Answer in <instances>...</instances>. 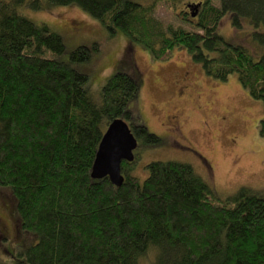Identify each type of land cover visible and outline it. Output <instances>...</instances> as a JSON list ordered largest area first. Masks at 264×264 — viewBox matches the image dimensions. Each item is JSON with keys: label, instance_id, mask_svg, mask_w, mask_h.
I'll return each instance as SVG.
<instances>
[{"label": "trees", "instance_id": "trees-1", "mask_svg": "<svg viewBox=\"0 0 264 264\" xmlns=\"http://www.w3.org/2000/svg\"><path fill=\"white\" fill-rule=\"evenodd\" d=\"M50 5L79 7L157 60L182 47L217 80L236 73L264 107V53L256 51L264 50V0H206L196 20L181 13L192 29L163 24L154 16L155 2L0 0V186L9 187L19 232L37 236L16 260L0 264H264V191L241 186L219 200L190 164L173 160L148 162L140 180L128 166L135 154L121 162L120 186L91 178L113 119L129 124L137 145L162 139L128 107L140 89L135 78L116 71L101 87V102H94L88 75L72 63L88 60L96 46L79 45L64 58L58 32L17 10ZM224 16L260 46L242 34L232 41L221 36ZM257 127L264 136V115Z\"/></svg>", "mask_w": 264, "mask_h": 264}, {"label": "rangeland", "instance_id": "rangeland-1", "mask_svg": "<svg viewBox=\"0 0 264 264\" xmlns=\"http://www.w3.org/2000/svg\"><path fill=\"white\" fill-rule=\"evenodd\" d=\"M136 1L155 2L154 16L163 24L192 29L181 13L186 3L199 0ZM211 1L218 4V0ZM17 10L58 32L65 45L64 58L79 45L96 46L88 60L72 63L88 75L89 96L94 102H101V87L116 71L126 72L138 81L137 99L128 107L137 110L148 131L162 141L157 145H137L133 151L136 159L128 162L131 175L143 180L148 162L173 160L190 164L207 179L219 200L232 196L241 186L264 191V136L258 134L257 127L264 107L248 95L236 73L217 80L207 75L182 47H175L162 60L154 59L144 45L119 30L110 32L75 5H50L41 10L22 6ZM234 29L224 16L217 31L226 40L242 34V39L254 43L255 49L260 46L252 34ZM256 51L264 53L261 48ZM187 83L188 88L183 89L182 84ZM8 191V186H0V229L4 231L0 230V263L13 262L37 239L19 232L16 206L15 212L6 198Z\"/></svg>", "mask_w": 264, "mask_h": 264}, {"label": "water", "instance_id": "water-1", "mask_svg": "<svg viewBox=\"0 0 264 264\" xmlns=\"http://www.w3.org/2000/svg\"><path fill=\"white\" fill-rule=\"evenodd\" d=\"M137 140L129 124L123 118L110 121L102 134L91 166L92 179L107 177L109 181L120 186L124 176L121 172L122 160L134 159Z\"/></svg>", "mask_w": 264, "mask_h": 264}, {"label": "flooded vegetation", "instance_id": "flooded-vegetation-1", "mask_svg": "<svg viewBox=\"0 0 264 264\" xmlns=\"http://www.w3.org/2000/svg\"><path fill=\"white\" fill-rule=\"evenodd\" d=\"M205 1H206V0H199V1H194V3H186V4L184 5V11L187 13L188 16H191V18H192L193 20H196V16H197V14H198V12H199V9H200V7L202 6V4H203ZM186 5H187V6H186ZM185 6H186V7H185ZM183 78H184V75H182V78H181V79L183 80ZM176 83L178 84L179 81L176 80ZM179 85H180V84H179ZM188 86H189L188 83H187V84H182L183 89L188 88ZM181 91H182V90H181ZM180 93H181V92H179V90H178V95H180ZM177 130H178V127H177ZM177 130L175 129L174 132L179 133Z\"/></svg>", "mask_w": 264, "mask_h": 264}]
</instances>
